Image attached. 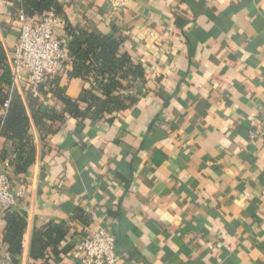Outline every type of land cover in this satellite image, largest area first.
Wrapping results in <instances>:
<instances>
[{"label": "crops", "instance_id": "1", "mask_svg": "<svg viewBox=\"0 0 264 264\" xmlns=\"http://www.w3.org/2000/svg\"><path fill=\"white\" fill-rule=\"evenodd\" d=\"M60 3L73 25L120 35L143 75L124 81L127 108L84 122L67 115L45 135L21 90L36 156L24 174L0 164L27 221L12 255L0 210V264H81L79 245L98 226L116 237L117 264H264V0ZM14 11L0 0L9 67L21 32ZM64 71L61 86L78 98L84 83ZM42 101L57 106L52 95ZM11 149L0 137V153ZM51 223L66 232L34 257L35 235Z\"/></svg>", "mask_w": 264, "mask_h": 264}, {"label": "trees", "instance_id": "2", "mask_svg": "<svg viewBox=\"0 0 264 264\" xmlns=\"http://www.w3.org/2000/svg\"><path fill=\"white\" fill-rule=\"evenodd\" d=\"M14 6V14L22 12L28 20L38 21L46 13L55 11L64 21V28L70 37L66 50L69 61H62L64 74L75 82H83L78 98L66 94L61 86V71L39 86L40 96H33L27 88V103L30 115L42 133H49L57 123H63L66 116L84 122L99 120L107 114L127 108L134 100L124 94V81L133 76H142L143 69L122 53V37L86 30L66 20L60 0H4ZM61 39V38H60ZM62 41V40H61ZM69 68L66 69V66ZM0 137L11 141V156L0 153V164L9 162L19 174L26 173L35 162L36 148L31 133L27 106L19 92L10 95L11 70L3 47L0 46ZM7 87V89H6ZM52 95L57 106H44L42 97ZM11 97L10 105L4 110V102ZM4 241L8 251L17 255L22 250V239L26 229V215L22 211L6 209ZM62 224L51 223L36 233L33 255L44 257L47 247L56 245L65 234Z\"/></svg>", "mask_w": 264, "mask_h": 264}, {"label": "built area", "instance_id": "3", "mask_svg": "<svg viewBox=\"0 0 264 264\" xmlns=\"http://www.w3.org/2000/svg\"><path fill=\"white\" fill-rule=\"evenodd\" d=\"M18 19L21 32L11 57L10 95L28 88L33 96H40L39 86L60 73V63L68 58L58 35L63 22L55 11L46 13L36 22L28 20L22 12L18 13ZM10 101L11 97L4 102V110ZM258 135H264V116ZM9 165L5 161V167ZM6 168L0 169V210L12 208L18 200L10 190V175ZM79 250L81 264H117L118 261L116 237L102 226L84 238Z\"/></svg>", "mask_w": 264, "mask_h": 264}]
</instances>
